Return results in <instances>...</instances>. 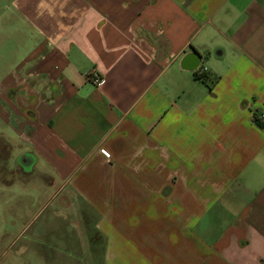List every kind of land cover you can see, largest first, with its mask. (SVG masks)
I'll return each mask as SVG.
<instances>
[{
	"label": "crops",
	"instance_id": "0c3cea01",
	"mask_svg": "<svg viewBox=\"0 0 264 264\" xmlns=\"http://www.w3.org/2000/svg\"><path fill=\"white\" fill-rule=\"evenodd\" d=\"M9 6L0 167L57 201L0 264H264V0Z\"/></svg>",
	"mask_w": 264,
	"mask_h": 264
},
{
	"label": "rangeland",
	"instance_id": "374dc122",
	"mask_svg": "<svg viewBox=\"0 0 264 264\" xmlns=\"http://www.w3.org/2000/svg\"><path fill=\"white\" fill-rule=\"evenodd\" d=\"M12 2H14V0H0V80L3 79L4 75L12 68V63L16 61L18 57L17 50H22V48L30 44V41H27L28 38L24 39V33L20 29L19 20L10 22L11 19L8 21L10 16L9 13L12 12L13 8V6L10 7L9 5L10 3L12 4ZM6 128L3 120L0 118V132H5L4 129ZM3 140L0 133V147H3ZM4 151L5 149H2L0 152L4 153ZM7 167L8 166L0 167V180H3L7 176L11 178V180L18 181L19 179L20 181L14 184L12 191L5 189L4 181H0V228L4 221H10V223H13L14 227H18V229L6 232L9 235L6 241L3 239V245L0 246V256L3 255V261L13 258L16 253L19 254L17 249L20 246V241L14 244L15 246L13 245L10 247L11 242H13L17 236H20L19 234L22 232L19 228L24 227L31 222V220H35L36 225L42 222L50 212L51 207L56 204L55 200L57 201V199L53 198V200L50 201L51 203L48 204L47 209L40 211L41 207L46 204L50 198H48L47 195H40L38 198L32 197V193L37 190V187L41 189L42 193H49L50 190L46 187V191L41 188V185L46 183L39 180L35 181L36 178H39V176H35V174L27 175L22 173L17 165L12 166L13 172L11 174L6 173ZM32 175H34L33 177H35V179L33 183H31L32 185H30L26 180L32 178ZM19 177H21V179ZM40 183L41 185L38 186ZM60 200L62 201L63 199ZM84 223L87 225L86 221H84ZM0 232H2L1 229ZM90 232H92L93 236L97 234L94 230ZM23 239L25 240V238ZM44 246L49 249L51 248L47 246V244H44ZM67 255L68 253L64 255V260L71 259L74 261V255H72L73 258H67ZM71 264H73V262H71ZM76 264L82 263H79L77 260ZM94 264H99V262Z\"/></svg>",
	"mask_w": 264,
	"mask_h": 264
},
{
	"label": "trees",
	"instance_id": "16d2710c",
	"mask_svg": "<svg viewBox=\"0 0 264 264\" xmlns=\"http://www.w3.org/2000/svg\"><path fill=\"white\" fill-rule=\"evenodd\" d=\"M195 76H196L197 78H200V79L206 80L205 77H204V75H200L199 73H196ZM254 120H255V122H256L259 126L264 127V121L261 119V117L255 116Z\"/></svg>",
	"mask_w": 264,
	"mask_h": 264
},
{
	"label": "built area",
	"instance_id": "2783aa9c",
	"mask_svg": "<svg viewBox=\"0 0 264 264\" xmlns=\"http://www.w3.org/2000/svg\"><path fill=\"white\" fill-rule=\"evenodd\" d=\"M88 78H90L91 80H93L94 83H97V84H101L103 81L102 78H100L99 76H97L95 74L89 75Z\"/></svg>",
	"mask_w": 264,
	"mask_h": 264
}]
</instances>
